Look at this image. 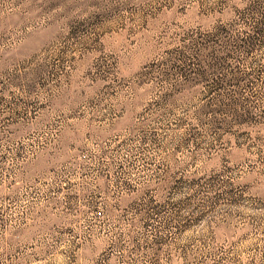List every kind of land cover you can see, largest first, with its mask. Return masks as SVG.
I'll list each match as a JSON object with an SVG mask.
<instances>
[{
	"label": "rangeland",
	"instance_id": "rangeland-1",
	"mask_svg": "<svg viewBox=\"0 0 264 264\" xmlns=\"http://www.w3.org/2000/svg\"><path fill=\"white\" fill-rule=\"evenodd\" d=\"M0 264H264V0H0Z\"/></svg>",
	"mask_w": 264,
	"mask_h": 264
}]
</instances>
